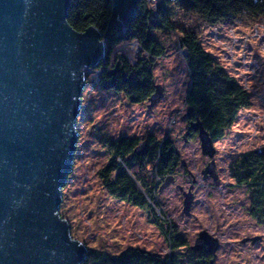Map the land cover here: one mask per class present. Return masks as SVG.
<instances>
[{
	"label": "rangeland",
	"instance_id": "rangeland-1",
	"mask_svg": "<svg viewBox=\"0 0 264 264\" xmlns=\"http://www.w3.org/2000/svg\"><path fill=\"white\" fill-rule=\"evenodd\" d=\"M150 8L155 9L153 5ZM176 21L194 31L204 49L252 96L251 105L239 111L227 134L213 142L219 180L203 178L202 171L210 159L201 154L197 137L184 139L186 128L181 118L187 112L190 79L179 50L182 32L151 31L150 36L166 50L152 70L162 95L153 103L133 104L122 94L104 91L95 74L86 79L77 119L79 139L73 170L64 187L61 214L70 220L73 236L85 241L87 249L118 255L133 248L166 255L168 244L150 224L146 212L111 198L103 190L98 171L108 164L109 155L97 136L103 132L113 139L141 141L148 134L168 138L186 168L180 167L169 185L159 189L162 219L173 221L190 246L200 244L198 233L202 230L216 237L220 247L213 256L214 264H264V227L248 212L246 189L235 186L226 172V157L264 145V17L213 25L182 11ZM136 49L135 44L121 47L129 58ZM187 179L195 184L188 216L182 212L183 195L177 188L181 185L186 190ZM244 237L260 240L242 243Z\"/></svg>",
	"mask_w": 264,
	"mask_h": 264
},
{
	"label": "water",
	"instance_id": "water-1",
	"mask_svg": "<svg viewBox=\"0 0 264 264\" xmlns=\"http://www.w3.org/2000/svg\"><path fill=\"white\" fill-rule=\"evenodd\" d=\"M71 2L0 0V264H83L88 254L60 211L79 139L86 72L104 59L109 31L128 27L139 0H112L105 34L94 26L74 30L67 22ZM161 95L156 85L149 102ZM190 117L187 108L181 120ZM191 132L210 159L204 176L216 180L213 140L199 120L187 124L184 139ZM193 197L191 189L184 191L186 216ZM198 240L193 251L215 256L216 237L202 230Z\"/></svg>",
	"mask_w": 264,
	"mask_h": 264
},
{
	"label": "trees",
	"instance_id": "trees-1",
	"mask_svg": "<svg viewBox=\"0 0 264 264\" xmlns=\"http://www.w3.org/2000/svg\"><path fill=\"white\" fill-rule=\"evenodd\" d=\"M111 7L112 0H72L67 22L78 32L94 26L105 34ZM182 11L194 13L213 25L244 17L254 20L264 17V0H158L155 10L150 8L149 0H139L128 27L109 31L104 40L105 57L96 68L86 72V79L95 74L104 91L122 94L133 104L149 102L157 85L153 66L166 54L164 44L150 33L180 30L179 50L190 79L185 103L190 108L191 121L199 120L214 142L232 128L239 111L251 105L252 96L204 49L194 31L176 21ZM127 44L137 47L131 58L121 51ZM97 137L109 155L108 164L98 171L103 190L111 198L146 212L150 224L168 244L169 252L160 256L130 248L110 255L88 249L83 264H214L212 255L204 249L193 251L175 223L162 219L158 212L160 187L171 182L184 166L174 142L151 134L141 141L128 137L113 139L103 132ZM226 162L228 177L235 186L246 189L249 214L264 227V145L226 157Z\"/></svg>",
	"mask_w": 264,
	"mask_h": 264
},
{
	"label": "flooded vegetation",
	"instance_id": "flooded-vegetation-1",
	"mask_svg": "<svg viewBox=\"0 0 264 264\" xmlns=\"http://www.w3.org/2000/svg\"><path fill=\"white\" fill-rule=\"evenodd\" d=\"M190 121H191V118L188 119V120H186V121H183L184 124H185V128H186L187 124H188ZM192 136H196V134H195L194 132H191V133L188 135V137H192ZM259 149H260V148H259ZM206 166H207V165H206ZM182 168H183V167H182ZM184 168H186V167L184 166ZM204 169H205V168H204ZM204 169H203V171H202V176H203V178H204V179L211 178L209 175H205V176H204V173H203V172H204ZM215 170H216V166H215ZM211 179H212V178H211ZM212 180H213V179H212ZM218 180H219V175H217V179L214 180V181L216 182V181H218ZM173 182H174V180H173ZM184 183H185V189H186V190H184V189L182 188L181 185H178V186H177V188L179 189V191H181L182 195H183L184 191H187V190H189V189H191V192L194 191V189H195V184H194V182H191V179H187L186 181H184ZM231 184H233V183H231ZM253 238H255V237H244L243 240H242V243H245V242H247V241L253 243V242L251 241ZM257 240H260V238H259V239L257 238ZM202 249H203V248H202ZM199 250H200V249H199ZM204 250H205V249H204Z\"/></svg>",
	"mask_w": 264,
	"mask_h": 264
},
{
	"label": "built area",
	"instance_id": "built-area-1",
	"mask_svg": "<svg viewBox=\"0 0 264 264\" xmlns=\"http://www.w3.org/2000/svg\"><path fill=\"white\" fill-rule=\"evenodd\" d=\"M149 2H150V5H153L155 7V9H156L158 0H149ZM155 9H153V10H155Z\"/></svg>",
	"mask_w": 264,
	"mask_h": 264
}]
</instances>
